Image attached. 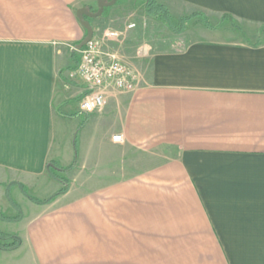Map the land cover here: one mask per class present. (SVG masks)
Masks as SVG:
<instances>
[{"label": "crops", "instance_id": "obj_1", "mask_svg": "<svg viewBox=\"0 0 264 264\" xmlns=\"http://www.w3.org/2000/svg\"><path fill=\"white\" fill-rule=\"evenodd\" d=\"M99 1L0 0V214L18 215L7 192L27 212L0 221L21 239L0 261L264 264V37L157 52L132 91L108 88L85 113L71 48ZM159 1L264 25V0ZM102 17L84 14L95 36ZM65 187L46 204L22 190L45 201Z\"/></svg>", "mask_w": 264, "mask_h": 264}, {"label": "rangeland", "instance_id": "obj_2", "mask_svg": "<svg viewBox=\"0 0 264 264\" xmlns=\"http://www.w3.org/2000/svg\"><path fill=\"white\" fill-rule=\"evenodd\" d=\"M111 1L107 0V3ZM155 3L163 8L157 12L158 14L148 12L146 0H116L115 4L107 7L102 15L104 19L101 22L106 24L99 25L101 22H96L99 36L108 28L121 33L120 38L107 41L105 49L131 65L141 76L149 72L151 59L155 53L179 48L181 43L199 40L209 33L225 31L227 35H233L237 41L247 40L245 31L249 35H257L259 37L257 42L264 37V25L252 29L243 27L231 17L224 18L223 15L215 17L202 11H189L178 4L162 3L159 0H155ZM98 19L100 21L101 18ZM131 24H135V27L129 29L128 26ZM209 27L214 29H208ZM77 59L75 56L76 62ZM10 197L19 208L10 203L18 211V215L27 213L21 204L15 202L11 195ZM9 243L11 241L0 240V244ZM16 261L18 259L7 256L3 257L0 264H15Z\"/></svg>", "mask_w": 264, "mask_h": 264}, {"label": "built area", "instance_id": "obj_3", "mask_svg": "<svg viewBox=\"0 0 264 264\" xmlns=\"http://www.w3.org/2000/svg\"><path fill=\"white\" fill-rule=\"evenodd\" d=\"M134 27L135 24L128 26L129 29ZM120 37V32L107 29L102 36L93 35L82 49H77L81 42L71 48L78 57L71 78L84 89L79 99L82 112L93 113L103 109L108 88L129 92L137 86L139 81L137 70L122 61L115 53L105 49L107 41ZM112 141L123 143L124 137L116 134Z\"/></svg>", "mask_w": 264, "mask_h": 264}, {"label": "trees", "instance_id": "obj_4", "mask_svg": "<svg viewBox=\"0 0 264 264\" xmlns=\"http://www.w3.org/2000/svg\"><path fill=\"white\" fill-rule=\"evenodd\" d=\"M147 1V7H148V12L150 13H153V14H158L157 12L163 8L159 7L156 5L155 3V0H146ZM199 14V13H198ZM224 18H228L229 16L227 15H223ZM208 29H211L213 30L214 28H208ZM49 169H52V168H55L57 169V166L54 164V163H50L49 164ZM56 179L62 181V182H65L64 179L54 175ZM23 190V193L31 200L33 201L34 203H37V204H46V203H49V202H52L57 196L61 195V194H64L65 192H67L68 188L65 187L63 188L61 191H59V193L55 194L54 196H52L51 198H49L48 200H45V201H39L37 199H34L32 197H29L26 192ZM7 198L9 200V202L17 209L18 206L13 202V200L11 199L10 197V194L9 192H7ZM22 219V213H19V215L17 217H14V218H8V217H5L3 215L0 214V221H6V222H18ZM0 240L2 241H11V243L9 244H0V250L2 251H12V250H15L17 248H19L21 246V239L16 237V236H12V235H8V234H5V233H2L0 231Z\"/></svg>", "mask_w": 264, "mask_h": 264}, {"label": "water", "instance_id": "obj_5", "mask_svg": "<svg viewBox=\"0 0 264 264\" xmlns=\"http://www.w3.org/2000/svg\"><path fill=\"white\" fill-rule=\"evenodd\" d=\"M116 0H112L111 2L107 3V0H100L98 3V10L96 13L91 14L88 10L86 9H82L81 11L78 12V16L79 19L81 21V23L83 24V26L87 29V36L85 37V39H83V41H81V43L77 46V49H82L88 41H90L94 35L93 33V29L90 26L89 22L85 21L84 19V14L93 17V18H98L101 17L105 8L109 7L110 5L115 4Z\"/></svg>", "mask_w": 264, "mask_h": 264}]
</instances>
